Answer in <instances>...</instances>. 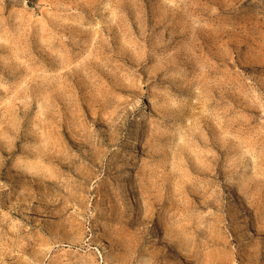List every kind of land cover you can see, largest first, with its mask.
Segmentation results:
<instances>
[{
	"label": "rangeland",
	"instance_id": "1",
	"mask_svg": "<svg viewBox=\"0 0 264 264\" xmlns=\"http://www.w3.org/2000/svg\"><path fill=\"white\" fill-rule=\"evenodd\" d=\"M0 264H264V0H0Z\"/></svg>",
	"mask_w": 264,
	"mask_h": 264
}]
</instances>
